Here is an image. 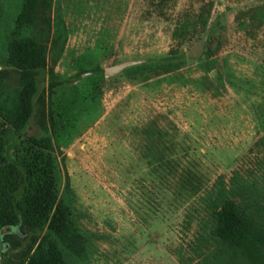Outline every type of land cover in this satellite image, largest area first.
Wrapping results in <instances>:
<instances>
[{
    "label": "rangeland",
    "instance_id": "rangeland-1",
    "mask_svg": "<svg viewBox=\"0 0 264 264\" xmlns=\"http://www.w3.org/2000/svg\"><path fill=\"white\" fill-rule=\"evenodd\" d=\"M21 1L0 0L4 112L19 89L5 57ZM49 14L46 71L61 83L49 91L46 74L38 95L57 121L60 194L68 178L85 233L82 255L61 245L65 263L262 264L211 230L225 190L264 237V0H52ZM206 32L201 57L170 73L103 74L124 60L185 53ZM25 132L38 133L37 116ZM5 141L10 159L25 146L9 131ZM10 232L13 243L2 237ZM28 243L26 229H1L0 264H22Z\"/></svg>",
    "mask_w": 264,
    "mask_h": 264
},
{
    "label": "trees",
    "instance_id": "trees-1",
    "mask_svg": "<svg viewBox=\"0 0 264 264\" xmlns=\"http://www.w3.org/2000/svg\"><path fill=\"white\" fill-rule=\"evenodd\" d=\"M51 3L52 0L21 1L6 48L5 63L18 75L19 89L12 110L4 112L0 106V230L18 227L29 233L22 264H66L61 245L79 256L85 252V233L73 220L74 193L68 178L61 194L59 191V170L54 155L57 121L51 107L47 113L45 111L44 91L38 95L39 82L46 74L51 78L49 91L61 83L52 70L46 71L45 50L50 37ZM209 13L206 9L197 15L201 28L207 25ZM187 26L185 20L178 30ZM211 26L213 30L214 24ZM65 38L66 30L63 29L62 46ZM185 60V53L171 50L152 62L131 66L124 71L170 73L183 65ZM93 71L101 70L95 68ZM2 76L1 72L0 79ZM34 116L38 118V133L26 134L25 129ZM8 131L17 140L25 138V146L19 148L12 159L7 158L4 152ZM222 192L225 193V190H221L220 198L213 202L214 225L211 233L230 248L246 252L264 264V251L261 249L264 247L263 234L241 205L230 194ZM230 193L233 194L232 191ZM2 237L8 243L16 239L11 232Z\"/></svg>",
    "mask_w": 264,
    "mask_h": 264
},
{
    "label": "water",
    "instance_id": "water-1",
    "mask_svg": "<svg viewBox=\"0 0 264 264\" xmlns=\"http://www.w3.org/2000/svg\"><path fill=\"white\" fill-rule=\"evenodd\" d=\"M207 36H208V32H206L199 40H197V42H195V44L192 47H190L185 51V56L188 59L201 57L205 47ZM144 61H145L144 59L124 60L114 65L104 67L103 74L106 77H113L121 73L124 69L136 64L143 63Z\"/></svg>",
    "mask_w": 264,
    "mask_h": 264
}]
</instances>
